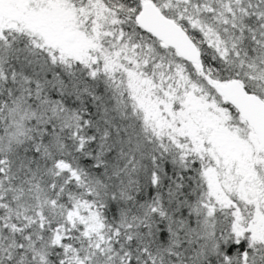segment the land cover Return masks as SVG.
<instances>
[{
    "label": "snow or ice",
    "instance_id": "6c2138e0",
    "mask_svg": "<svg viewBox=\"0 0 264 264\" xmlns=\"http://www.w3.org/2000/svg\"><path fill=\"white\" fill-rule=\"evenodd\" d=\"M0 264H264V0H0Z\"/></svg>",
    "mask_w": 264,
    "mask_h": 264
}]
</instances>
